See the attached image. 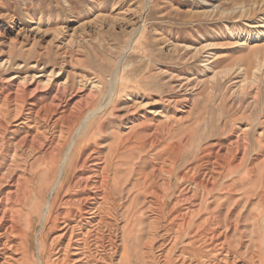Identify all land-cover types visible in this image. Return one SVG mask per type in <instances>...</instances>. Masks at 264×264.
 Returning <instances> with one entry per match:
<instances>
[{
  "label": "rangeland",
  "instance_id": "374dc122",
  "mask_svg": "<svg viewBox=\"0 0 264 264\" xmlns=\"http://www.w3.org/2000/svg\"><path fill=\"white\" fill-rule=\"evenodd\" d=\"M263 55L264 0H0V108L33 75L40 83L25 111L49 105L57 85L61 107L82 106L71 130L59 114L0 119L9 124L0 133V161L15 150L19 172L25 168L36 189L52 180L43 159L52 140L98 148L118 205L111 234L104 232L110 264H264ZM36 133L41 149L13 146ZM227 151V162L215 159ZM3 162L4 170L10 157ZM51 197L47 189V204ZM182 222L188 229L178 228ZM21 229L27 231L24 222ZM40 230L35 220L31 264L48 255L38 244L50 233ZM212 232L227 239L228 263L225 247L203 244Z\"/></svg>",
  "mask_w": 264,
  "mask_h": 264
},
{
  "label": "bare ground",
  "instance_id": "6f19581e",
  "mask_svg": "<svg viewBox=\"0 0 264 264\" xmlns=\"http://www.w3.org/2000/svg\"><path fill=\"white\" fill-rule=\"evenodd\" d=\"M8 62L9 60L6 61V64ZM263 62L264 60H262V63ZM62 64H64V62H62ZM32 68L35 67L32 66ZM55 72L56 71L51 70L49 77H55ZM58 72H60V69L58 70ZM9 79L15 80L17 79V77L12 76ZM46 82L49 83L50 79L48 78ZM28 83L30 87L33 88L29 94L27 93L26 91L27 89L25 88V86ZM39 83L40 82L38 81V77H34V75L31 76L29 79L24 77L22 80V86L17 85L14 93L8 94L3 97L2 100L3 107L0 108V119L3 118V119L16 120L22 118L23 116L26 117L34 116L33 114L36 115L35 117L42 116L43 118L46 119L48 117L56 116L59 114L61 115L62 120L68 122V129L71 130L76 125H79V122L82 118V112L80 110L81 102L76 104L72 108L70 109L68 108L65 110L67 103L65 102L63 107L60 106V103L62 102H60L59 99L58 85L57 87H54L57 88L56 91L58 93L55 95L52 94L54 96L51 98L49 105L38 107V109L35 111L36 105L30 104L31 107L25 111L24 109L25 105L28 102V99L32 97L33 91L38 89ZM65 90L66 87H63L62 94L65 93ZM111 99L113 98L111 97ZM9 103L13 104L14 107L13 108L7 107L6 105H8ZM91 120L93 119L91 118ZM85 121L83 120V122L80 123L79 126V128L83 129L84 132H86L90 128V125L84 123ZM83 123L85 125H82ZM8 125L9 124L6 123H0L1 134L4 135L5 132L8 131V127H7ZM67 136L68 134H66V137ZM68 141L69 139L67 138L65 139L63 138L62 140H59L57 142L55 141L53 142L52 140L51 142L52 146H50V148H48L49 150L47 149V152H44L43 155V159L49 162V172L52 174V180L51 181H48L49 179L46 180V183H44L43 186L41 184L36 189L34 188L30 189L29 186L27 185L28 181L24 176L25 168L23 169V171L20 170L21 172H19L20 166L17 165L16 160L14 161L16 156V151L14 150L11 156L3 155L2 160L0 161V264H31L29 262L30 259L28 258L27 253H28V248H30L29 234L33 222L35 220L39 222V224H41L40 232L42 236L45 235V237H47V234L50 233L48 241L44 242L43 244H40L38 242L39 243L38 248H41L43 252H46L48 255L44 261L41 259L40 256H38L37 264H44V263L45 264H110L111 263L110 261L111 257L109 256V258H107L104 250L105 248L104 247L105 244H103L105 239L104 232L105 230H107L111 234V230L114 228L113 223H115L116 222L115 220H117L116 219L117 217L115 218L117 204L114 197L108 191L107 159L105 157L103 158L101 157V151L98 148L96 149L94 147L93 149H90L88 146L85 145V143H82L80 141H76V140L75 141L72 140L69 142ZM98 144L99 143H96L95 145L97 146ZM43 145H44V139L42 134L36 133L33 137H31V140L24 138L22 141L15 143L13 146L15 147V149H20L21 147L25 146L29 154H31L32 152L41 149ZM64 149H67V152L62 157V152L64 151ZM229 156H230L229 151H227L224 155H219V153H216L215 159L225 163L228 161ZM9 157H10V165L8 166L7 169L3 170L2 166L5 167L3 162L4 158H9ZM197 167H201V166L199 165ZM193 170L195 171L196 167ZM114 175L116 174L114 173ZM169 177L171 179V175ZM170 179L168 183L171 181ZM181 179H183V177ZM200 185H202V183H200ZM47 189H49V197L51 195L53 196V198L51 197L52 202L49 204H47L48 201L46 199H43L44 193ZM51 198L49 199L51 200ZM32 205L34 206V210L32 211V213L23 215L24 210L29 209ZM107 205H109V207ZM172 209L173 208H171L167 212V215H170L172 213ZM159 212L160 214H163L164 212L163 206L159 208ZM33 213L35 214L34 217L35 220L32 218ZM230 213L232 214V211ZM173 218L175 217L173 216ZM23 222L27 226L26 232H23L21 229V224ZM188 227H189L188 222L187 223L182 222V224L178 226L179 229L180 228L188 229ZM220 234L221 233L215 234L214 232H212L211 237H208L206 235L201 238L203 240L204 245L206 244V242H209L210 244L209 246L213 251H215L216 249L222 250L225 247L226 256L223 258L224 259L223 261L224 263H228V256L232 254L231 248L225 237H222L223 238L222 240L220 239L221 238ZM109 245L113 247V244H109ZM149 245L150 243L145 245L146 250H148L147 248H149ZM192 245H194V242H192ZM171 250L172 249H168L166 253V257H168V255L171 253ZM51 253H53V255H51ZM195 254H196L195 252H192L193 257ZM19 255L21 256V258H17ZM146 255L149 256V253L148 252L145 253V256ZM193 260H195V258L189 259L188 264L194 263ZM231 260H232L231 264H234L235 262L234 258H232ZM179 262L180 263L178 262L177 263L187 264L185 259H181V261L179 260ZM198 264L201 263L198 262Z\"/></svg>",
  "mask_w": 264,
  "mask_h": 264
}]
</instances>
